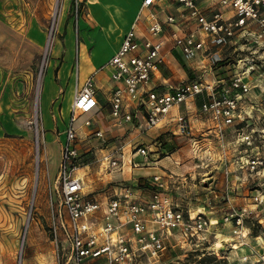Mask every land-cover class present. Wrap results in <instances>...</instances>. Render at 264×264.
Masks as SVG:
<instances>
[{
	"label": "built area",
	"instance_id": "obj_1",
	"mask_svg": "<svg viewBox=\"0 0 264 264\" xmlns=\"http://www.w3.org/2000/svg\"><path fill=\"white\" fill-rule=\"evenodd\" d=\"M157 1H142L135 23L124 34L119 49L99 68L109 72L113 84L109 101L114 125L123 128L130 124L132 133L142 137L152 129L175 124L176 133L170 134L188 138L195 154L201 152L202 141L210 143V138H214L225 148L226 139L235 135L234 170L224 163L222 173L226 180L233 170L237 183L253 185L251 197L258 207L264 203V127L260 118H251L244 108L251 91L248 75L254 71L253 66L228 82L214 80L210 84L201 78L177 85L165 81L153 84V77L164 62L167 48L169 52L178 51L184 61L194 62L195 70L205 66L211 70L223 61V49L235 38L245 45H264V0H211L210 16L197 0H177L181 11L163 19L153 9ZM142 21L146 24L145 36L139 31ZM94 78L92 74L74 92L62 132L57 172L49 191V228L54 241L61 245L57 256L61 252L66 257L64 264H96L102 257L105 264H135L140 256L158 257L170 239L181 245L203 241L210 219L202 212L174 205L161 193L166 179L160 174L152 176L157 190L147 197L131 185L110 186L101 199L86 193L83 176L77 173L81 165L78 129L94 125L93 113L98 107ZM203 95L198 113L211 127L201 131L202 138L196 139L186 114L188 104ZM174 108H178V113L171 114ZM81 118V125H76ZM251 124L254 126L247 130ZM90 137L98 140L97 151H105L96 157L104 171L122 173L127 167L133 170L149 162L144 143H124L120 138H108L98 129ZM127 153L131 158H127ZM137 157L142 161H135ZM246 211L243 209L242 213ZM242 213L223 219L224 223H232L237 239L234 248L248 245L246 234L242 233ZM228 229L229 226L224 230ZM251 257V264H264V251H251L243 260Z\"/></svg>",
	"mask_w": 264,
	"mask_h": 264
},
{
	"label": "rangeland",
	"instance_id": "obj_2",
	"mask_svg": "<svg viewBox=\"0 0 264 264\" xmlns=\"http://www.w3.org/2000/svg\"><path fill=\"white\" fill-rule=\"evenodd\" d=\"M75 2L59 0V8L54 12L55 0H0V264L65 263L66 257L61 252L57 256L61 245L54 241L49 228L48 199L69 114L70 86L72 78L75 79L72 74L77 68L83 72L96 58H103L114 44L112 32H104L102 39L99 34V30L107 29L111 20L109 11L105 15L100 11L99 20H95L98 25L94 27L93 10L88 16L92 3L89 2L88 8L86 0H79L77 5ZM209 5L206 10H210ZM49 36L52 47L45 52ZM85 43L86 51L81 48ZM223 52V61L211 70L207 66L195 70L194 62L190 65L181 60L185 72L182 80L201 78L207 84L214 80L228 82L235 74L247 73L248 67L253 66L254 71L248 75L251 91L244 108L251 118H260V125L264 127V45H245L235 38ZM68 61L70 69L64 77L62 63ZM94 83L98 85L97 78ZM202 98L205 99L204 95L196 100ZM82 122L83 119H79L76 125ZM89 129L93 128L83 126L78 130L81 165L77 173L83 176L86 193L101 199L110 186H134L135 181L127 180V170L109 173L99 166L96 151L100 144L90 138L94 129L88 133ZM158 132L152 129L147 132L151 135L142 138L148 142L152 140L148 148L150 159L169 157L164 163L169 167L176 160L184 164L190 162L180 174L191 170L194 163L200 168H210L212 174L223 168L224 163L230 170L233 157L229 155L225 159L224 152H233L235 135L226 139L225 148L214 138H210V143L202 141L201 152L195 154L186 148L187 140ZM196 134L193 133L196 139L202 138L201 131ZM136 142L141 143L138 139ZM204 173L201 170L179 177L168 173L166 187L161 193L184 210L207 215L211 225L205 239L195 245L176 244L177 241L170 239L158 257L140 256L135 264H251L253 259L243 260L248 255L245 246L243 249L233 247L237 239L232 233V223H224L223 219L246 209V213H242V233L246 234L244 240L248 244H254V238L264 240V203L254 206L253 185L236 187L235 171L224 179L221 190L205 184L208 181ZM137 180H142L139 184L145 188L144 197L157 190L151 179L138 177ZM228 190L248 193L244 201L235 202L226 195ZM211 191L221 195L208 200ZM227 226L228 231L224 230ZM96 264H105V258H100Z\"/></svg>",
	"mask_w": 264,
	"mask_h": 264
},
{
	"label": "crops",
	"instance_id": "obj_3",
	"mask_svg": "<svg viewBox=\"0 0 264 264\" xmlns=\"http://www.w3.org/2000/svg\"><path fill=\"white\" fill-rule=\"evenodd\" d=\"M142 1L143 0H86V2H85L86 4H88L90 2V3H92V5H94V6H92L93 15H94V22H93L94 27L95 26L97 27V25H98V24L96 25L95 20L96 21L99 20L100 11L104 12L103 15L107 14V10L109 11V15H110L111 20H109V22L107 23V29L106 30L105 29L99 30V34H100L101 39H102V38H104V32H108V31L112 32L113 36H114V44H113L112 48L109 50V52H107L104 55L103 58H101L99 60H97V58H96V60H94L88 67H86L83 72L79 71L77 68V71H75V73L72 74L73 77H75V79L72 78L73 83L70 86L71 87V89H70L71 90V96H70V102L68 105V111H70L71 102H72L75 90L79 89L83 85L85 80L88 79V77H90L92 74H95L94 80L96 78L98 80V85L97 86L95 85L98 107L93 113L94 125L92 126V128L94 130L98 129V130L103 131L104 134L108 138H111V139L120 138L123 140L124 143L130 142L132 144H134V143L138 144V143H140V142H136V140L138 139L141 141V143H144L149 148L150 146H152L151 145L152 140H149V142L142 140L144 135L142 137H136V135L132 133V128H131L130 124H125V126L123 128H118L117 126L114 125V121L112 120V118L110 116L111 105H110V101H109L110 91L113 87V84L109 80V72L107 70L99 71V68L103 64H105L116 53V51L120 47V44H121V41H122L124 34L135 23V20L139 14V10L141 8ZM197 1L200 4V6L204 7V8L209 3H210V5L212 3L211 0H197ZM88 8H89V4H88ZM153 9L158 13V16L161 19H163L166 15L178 14L181 11V8L179 7V3L177 2V0H159V1H157V3L155 4ZM110 11H112V14L110 13ZM113 14L115 15L116 18L114 17ZM206 14L210 16V12L208 10H206ZM93 15H91V18H93ZM88 16L90 17V12H89ZM112 18H114V19H112ZM145 26H146V24L144 23V21H142V23L140 24V27H139L140 33L143 34L144 36L146 35V33L144 31ZM84 39H85V42H87V37ZM81 48L86 51V49H87L86 43L82 44ZM164 54H165L164 62L159 64L157 73H154L153 84H161L162 82L165 81L167 83L177 85L180 83H188V82L192 81V80H187V81L182 80L183 75H185V72H184L183 68L181 67L180 63H181V60L182 61H184V60L178 51L172 50L169 52V50L167 48L166 51L164 52ZM222 56H224L223 51H222ZM184 62H186V61H184ZM188 64L192 65V63H188ZM194 65H195V63H194ZM62 66H65L64 77H66V75L68 74V70L70 69V62L69 61L63 62ZM53 96L50 98L49 102L52 100ZM202 102H203V98L195 100L193 103L188 104L189 110H188L186 115H187V118L190 122L192 134L193 133L198 134V133H200V131H202V129L204 130L206 128L211 127V125L208 122L204 121V117L200 113H198L199 107H200ZM180 110L184 112L183 107H181ZM176 113H178V108H174L171 110V114H176ZM67 118H68V115H67ZM81 119H84V118H81ZM65 124H66V122H65ZM80 125H78V126H80ZM162 126H164V125H162ZM82 127L83 126H80V128H82ZM175 128H176L175 124H171L170 126L155 128V130L160 131V133H164V132L176 133ZM92 130L89 129L88 133H90ZM149 133H147L148 136L151 135ZM147 134H145V135H147ZM175 139L187 140V143L185 144V146H186V148L188 147L190 149V142H189L188 138H181L180 136H175ZM202 145H203V143H202ZM127 151H128V149H127ZM103 152H105V151L104 150L103 151L98 150L97 154L103 153ZM224 155L225 156L230 155V156L234 157V156H237V153H233L231 151L229 152V150H227L224 152ZM127 158H131L128 153H127ZM167 158H169V157H164V158L159 159V160H154V159L149 158V162H147V163L144 162L145 167L135 168L133 170L127 167L125 169V170H127L128 176H129V178L127 180L128 181H134V180H137L138 177H142V179L149 181L153 175H157V174H160L163 177H166V176H168V173H171L172 175H174V176L176 175L177 177H179V176H183V175L186 176V174L192 175V173H194L196 171L204 170L205 171L204 178H205V180L208 181L205 184H209V186H211V187L214 185L215 188H219L221 190V186L223 185V182H224V175H223V173H219V171H221V172L223 171L222 167H220L221 169L217 170V173L214 172V174H212L210 171V168H209V170L205 169V167L200 168V167H198L199 166L198 164L194 163V167L191 170H185V172L183 174H180L179 171L181 169H184L183 167H186V165H189L190 162H187L184 164V161L176 160V161H173L172 162L173 165L170 164L172 166L169 167V165L168 166L164 165ZM135 161H142V160H140V158L137 157L135 159ZM230 166H231V168L230 167L229 168L234 170V166L232 164ZM226 168H227V165H226ZM206 172H208V173H206ZM216 178H217V180H216ZM236 178L237 177L235 176V179ZM239 186L244 187L240 183H238V185H236V187H239ZM228 191L229 192H227L226 195H229V198H231L230 201L234 200L235 202L244 201L245 200L244 196H247V193H248V192L245 193V191H243L242 193H240L241 191L236 192V193L234 191H231V190H228ZM220 195H221L220 192L218 193L216 191H211L210 194L208 195L209 198H207V199L213 200ZM207 199H206V201H207ZM253 243L254 244H248L247 247H245V250L247 251L248 254H250L251 251H253V252L256 251L257 253H261L262 251H264V240H261V239L257 240L256 238H254ZM257 246L259 248H257ZM252 259L254 260V257H251V260Z\"/></svg>",
	"mask_w": 264,
	"mask_h": 264
},
{
	"label": "bare ground",
	"instance_id": "obj_4",
	"mask_svg": "<svg viewBox=\"0 0 264 264\" xmlns=\"http://www.w3.org/2000/svg\"><path fill=\"white\" fill-rule=\"evenodd\" d=\"M59 0H55V3H54V12L55 11H57V9L59 8ZM89 4V3H88ZM91 5V7L89 8V12L91 13L92 12V6H94V5H92V4H90ZM53 9V8H52ZM47 40V42H46V45H45V52H47L49 49H50V47H52V46H50V42H51V37L49 36L48 37V39H46ZM86 63V62H85ZM43 71V70H42ZM40 78H39V80H41V77H42V75H41V73H40ZM39 90H40V85L37 87V95L39 94ZM38 99V98H37ZM37 103V102H36ZM71 104H72V102H71ZM37 105V104H36ZM36 111H37V106L35 107V113H36ZM37 114V113H36ZM225 240H227V239H225ZM259 243V242H258Z\"/></svg>",
	"mask_w": 264,
	"mask_h": 264
},
{
	"label": "trees",
	"instance_id": "obj_5",
	"mask_svg": "<svg viewBox=\"0 0 264 264\" xmlns=\"http://www.w3.org/2000/svg\"><path fill=\"white\" fill-rule=\"evenodd\" d=\"M140 182H142V180H137V181H136V185H134L133 187H134L135 189H140V190L144 191L145 188H144L143 185H140V184H139Z\"/></svg>",
	"mask_w": 264,
	"mask_h": 264
}]
</instances>
